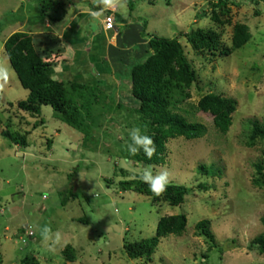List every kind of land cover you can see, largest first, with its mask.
I'll use <instances>...</instances> for the list:
<instances>
[{"label":"rangeland","instance_id":"1","mask_svg":"<svg viewBox=\"0 0 264 264\" xmlns=\"http://www.w3.org/2000/svg\"><path fill=\"white\" fill-rule=\"evenodd\" d=\"M36 1L0 0V66L9 73L0 92V132L8 129L14 134L30 133L26 135L25 148L11 144L0 134L1 264H21L26 255L34 256L40 264H264V254L250 246L263 230L264 187H254L251 181L254 164L261 161L264 165V143L245 146L248 120L264 121V2L231 0L235 5H229L230 14L221 17L230 18V24L216 26L209 18L208 5L215 0H132L131 16L145 23L150 36L176 38L183 46L197 81L190 89L191 98L177 111L206 127L205 135L198 139H169L165 163L148 166L124 156L129 132L134 128L127 122L133 123L135 118L121 111L107 114L105 109L107 90L114 103L124 108H134L137 101L130 95L129 66L120 63L110 68L101 62L102 47L92 55L95 80L105 96L99 105L104 115L100 127L91 134L97 143L90 147L97 144L96 150L83 148L82 135L58 120L51 107H41L39 117L34 118L16 108L19 101L27 98L28 91L20 86L3 43L14 32L32 31L35 49L41 52L36 35L42 29L33 31L26 20L14 22L34 16ZM90 1L97 7L94 0ZM129 2L122 0L117 6L122 16L129 12ZM235 23L247 25L251 38L229 56L197 55L184 36L197 28H211L220 32L223 44L230 46ZM100 38L101 33L95 40ZM71 72L73 76L79 73L77 67ZM97 74L102 77L97 78ZM209 92L237 102L225 135L214 129L210 114L182 112L193 109ZM39 120L44 124L33 130ZM200 165L207 173L198 169ZM148 167L153 175L166 170L168 184L189 189L183 204L153 205L147 196L119 188V182L141 176ZM121 169L127 171V177L119 174ZM200 183L209 189L199 191ZM179 214L187 218L185 232L162 238L150 261L126 256L125 245L152 237L161 217ZM201 220L210 222L215 246L211 249L209 241L196 233L195 225ZM45 226L61 235L54 251L42 241L41 229ZM24 231H31L32 236H24ZM66 246L75 250L74 262L64 259L62 251Z\"/></svg>","mask_w":264,"mask_h":264},{"label":"trees","instance_id":"2","mask_svg":"<svg viewBox=\"0 0 264 264\" xmlns=\"http://www.w3.org/2000/svg\"><path fill=\"white\" fill-rule=\"evenodd\" d=\"M73 1L75 0H37L34 16L20 17L14 22L26 20L31 25H43L45 20L49 23L61 21L65 15L67 3ZM259 1L264 2V0ZM131 2L132 0L127 3L129 12L133 11V3ZM233 4L235 5V2L231 0L210 1L208 4L210 20L216 26L229 25L230 18L222 20L221 17L230 14L229 5ZM109 14L112 15L115 24L114 11H109L106 15ZM145 28L144 23L142 35L148 37L147 48L150 53L142 62L133 64L128 73L130 95L137 101V105L130 109L124 108L121 103H114L107 90V108L105 109H107V114L112 110L126 112L128 118H135L133 123L127 122L129 127L132 125L139 127L142 135H149L155 141L156 151L151 159H148L142 150L135 156L129 155L126 150L124 152L125 158L143 165L158 166L165 163L166 143L169 139L178 137L186 140L198 139L205 135L206 127L200 122L189 121L177 111L191 98L190 89L197 81L196 70L187 58L183 46L176 38L162 39L150 36L146 34ZM184 36L190 48L197 55L209 53L212 56H229L235 50L243 47L251 38L248 26L242 23H235L232 26L230 46L223 44L220 40V32L211 28H197L184 34ZM47 43L48 46L38 53L32 37L23 31L12 33L3 43L4 52L20 86L28 91L27 98L24 101H19L16 108L34 118L39 117L41 107H51L58 120L82 135L81 146L83 148L96 150L97 144L90 147L91 143H97L91 134L95 128L100 127V121L104 116L103 108L99 107L102 100L105 99L103 87L99 86L98 79L93 82H90V79L88 82H81L78 74H76L78 77L75 79L59 80L55 70L57 63L55 58L61 49L55 40H49ZM98 47L103 49V44L97 43L96 49ZM92 55L94 54L92 53ZM109 86L112 84L107 85V87ZM236 106V100L209 92L201 96L195 107H192L193 109L190 108V111L182 110V112L186 115L192 114L191 111L210 114L214 129L219 134L225 135L232 124V114L235 112ZM43 124L44 121L39 120L33 124L32 129L35 130ZM248 125L249 131L245 136V146L252 148L258 141L264 143V121L248 120ZM0 134L11 144L25 148L27 147L26 135L30 133L26 132L25 135H20L4 129L1 130ZM50 143L48 141L47 145L49 146ZM129 143H131L130 139ZM262 155H264V150ZM198 169L207 173L204 166L200 165ZM254 169L255 175L251 184L257 188L264 187L263 163L261 161L256 162ZM119 174L122 177L128 175L127 171L123 169L119 171ZM140 177L136 176L119 182V188L122 191H131L147 196L153 205L167 203L172 207L183 204L189 191L185 186L168 184L166 190L157 196ZM197 189L206 191L209 188L207 184L200 183ZM81 221L85 223V220ZM186 224L187 218L184 214L161 217L152 237L124 246L126 256L131 260L145 259L150 261L160 240L170 235L181 236L185 232ZM261 224L263 230L252 239L250 246L255 247L257 252L263 255L264 217L261 218ZM195 230L198 235L204 236L209 241L210 249L215 247L209 220H201L196 223ZM24 241L23 239L22 242ZM62 254L66 262H74L76 259L75 250L71 246H66ZM1 262L0 254V264ZM20 262L21 264H40L32 255L24 256Z\"/></svg>","mask_w":264,"mask_h":264},{"label":"crops","instance_id":"3","mask_svg":"<svg viewBox=\"0 0 264 264\" xmlns=\"http://www.w3.org/2000/svg\"><path fill=\"white\" fill-rule=\"evenodd\" d=\"M109 11H114L115 30L107 31L104 29L102 21L104 15ZM93 13L101 16L94 19ZM126 14L127 17H124ZM78 19L80 24L77 23ZM139 21L138 17L131 16V12L124 13L122 16L117 7L102 10L93 7L90 0H75L72 3H67L65 15L61 21L49 23L45 20L43 25H31L30 27H33L35 32L42 29L40 33L38 32L40 36L36 35V38L40 39L37 41L42 45L41 50L48 46L47 41L49 42V40H55L58 43L61 50L55 58V62H57L55 70L59 80L75 79L77 75L73 76L71 71L77 67L81 82H88V79L93 82L96 75L93 71L95 68L94 57L91 54L97 51V43L103 44L101 62L110 65V68L118 67L120 63L128 65L130 68L147 57L150 53L147 48L148 37L142 35L143 23ZM117 22L120 24L116 25ZM72 30H74V34H71ZM27 33L34 41L35 37L33 38L32 35L35 34L32 31ZM100 33L102 39L95 40ZM146 34L148 33L146 32ZM97 77L102 76L97 74Z\"/></svg>","mask_w":264,"mask_h":264},{"label":"clouds","instance_id":"4","mask_svg":"<svg viewBox=\"0 0 264 264\" xmlns=\"http://www.w3.org/2000/svg\"><path fill=\"white\" fill-rule=\"evenodd\" d=\"M94 4L102 10L111 9L121 5L122 0H94ZM93 18H98V14L93 13ZM8 79L9 73L7 69L0 66V92L4 90V85L7 83ZM129 138L131 143L126 146L129 155H138L141 150L148 159H151L153 155H155L156 146L154 139L149 135H142L139 127H134L130 130ZM140 179L147 183L151 191L157 196L161 195L166 190L169 183L168 173L166 170L153 175L151 167L144 170ZM41 237L45 245L52 251L55 250L56 246L61 241L60 233L57 232L53 234L50 226H45L41 229Z\"/></svg>","mask_w":264,"mask_h":264},{"label":"built area","instance_id":"5","mask_svg":"<svg viewBox=\"0 0 264 264\" xmlns=\"http://www.w3.org/2000/svg\"><path fill=\"white\" fill-rule=\"evenodd\" d=\"M102 22H103V27L105 30L108 31V30H114L115 29L112 15H110V14L105 15ZM31 235H32L31 231H26L24 234V236H28V237ZM21 238H23V237H21Z\"/></svg>","mask_w":264,"mask_h":264}]
</instances>
